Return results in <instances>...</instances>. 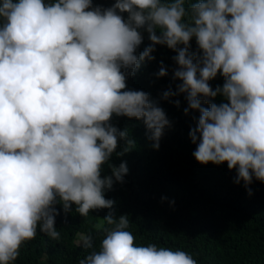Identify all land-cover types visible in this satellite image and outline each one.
Returning a JSON list of instances; mask_svg holds the SVG:
<instances>
[{
	"label": "clouds",
	"instance_id": "obj_1",
	"mask_svg": "<svg viewBox=\"0 0 264 264\" xmlns=\"http://www.w3.org/2000/svg\"><path fill=\"white\" fill-rule=\"evenodd\" d=\"M145 33L151 43L140 51ZM157 45L176 53L175 91L153 82L168 76L163 61L149 84L129 89ZM180 95L185 115L199 113L189 131L195 159L227 162L252 195L253 178L264 182V0H0V264L16 261L38 225L59 240L57 217L73 206L81 216L109 209L112 226L98 250L86 242L78 264H197L183 250L137 245L105 196L129 171L109 163L113 154L136 146L113 118L142 121L158 150L172 121L151 97L179 108Z\"/></svg>",
	"mask_w": 264,
	"mask_h": 264
},
{
	"label": "trees",
	"instance_id": "obj_2",
	"mask_svg": "<svg viewBox=\"0 0 264 264\" xmlns=\"http://www.w3.org/2000/svg\"><path fill=\"white\" fill-rule=\"evenodd\" d=\"M94 4L110 7L114 0H93ZM126 16V14H125ZM159 34V33H158ZM151 41L147 33L140 46L143 51ZM195 39L192 50L196 49ZM154 61H146L134 76L127 79L129 89L139 90L151 73L159 71L160 62L167 66L168 76L155 85L175 91L172 69L176 66L172 57L176 53L167 46H156ZM224 79L218 75L210 81L215 89ZM183 95L173 98L181 101L178 108L158 99H151L163 105L172 127L166 129L158 150L152 148L147 139L142 121L127 117H114L113 123L121 130L128 128L129 136L136 141L135 149L124 156L113 154L109 163L119 165L126 161L128 174L124 183H115L106 198L115 201L117 217L127 215L129 228L137 245L155 243L158 247L183 250L197 261V264H258L264 256V182L253 178L248 186L237 184L235 170H229L227 162L221 165L199 163L193 156L196 145L192 143L189 131L195 126L191 115L183 109L187 101ZM223 100L217 97V103ZM207 107V105H204ZM123 141L117 151L123 148ZM106 164L102 175H109ZM166 197V199H164ZM58 207H60L58 205ZM109 209L90 211L81 216L73 210L57 217L56 228L60 239L53 240L37 227L35 238L25 241L19 256L13 264H78L92 249L86 247L91 241L98 250L104 238L107 225L103 217ZM79 235H83L82 240ZM47 259V263L44 259Z\"/></svg>",
	"mask_w": 264,
	"mask_h": 264
},
{
	"label": "rangeland",
	"instance_id": "obj_3",
	"mask_svg": "<svg viewBox=\"0 0 264 264\" xmlns=\"http://www.w3.org/2000/svg\"><path fill=\"white\" fill-rule=\"evenodd\" d=\"M79 237H81L82 239H85V237L83 235H79ZM44 262L47 263V259H44Z\"/></svg>",
	"mask_w": 264,
	"mask_h": 264
}]
</instances>
